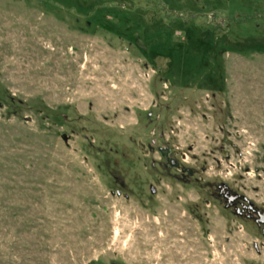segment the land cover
<instances>
[{"label":"rangeland","instance_id":"1","mask_svg":"<svg viewBox=\"0 0 264 264\" xmlns=\"http://www.w3.org/2000/svg\"><path fill=\"white\" fill-rule=\"evenodd\" d=\"M105 1L0 0V264H264V0Z\"/></svg>","mask_w":264,"mask_h":264},{"label":"flooded vegetation","instance_id":"2","mask_svg":"<svg viewBox=\"0 0 264 264\" xmlns=\"http://www.w3.org/2000/svg\"><path fill=\"white\" fill-rule=\"evenodd\" d=\"M168 166L170 167L169 163ZM178 168L179 166L176 167ZM184 173L181 174L184 175ZM215 190L216 197L225 210L231 211L238 218L251 222L256 228H262L264 231V212L258 210L245 197L230 191L225 185H219L215 187Z\"/></svg>","mask_w":264,"mask_h":264},{"label":"trees","instance_id":"3","mask_svg":"<svg viewBox=\"0 0 264 264\" xmlns=\"http://www.w3.org/2000/svg\"><path fill=\"white\" fill-rule=\"evenodd\" d=\"M88 1V0H87ZM158 1V2H157ZM105 3H107V1H105V0H103V2H101V4H97V5H99V6H102V5H104ZM153 3H154V7H153V9L152 10H150V14H151V19H153V20H157V19H159L160 18V15H162V12H161V6L163 5V4H161V1H159V0H153ZM97 5L93 8V10H95V12H94V14H92V16H95L96 17V19L97 18H99V19H101L102 20V22H104V18H103V16H98V14H99V12H101V11H103V8H98V9H95L96 7H97ZM99 11V12H98ZM107 11V10H106ZM90 13H92V10H91V12H89V13H87V12H85V11H82V12H80L79 13V16L80 17H86L87 15L89 16V14ZM169 15V14H168ZM167 15V16H168ZM174 21V20H173ZM172 21V22H173ZM110 24H112V25H115V24H113L112 23V21H108ZM135 25L134 26H132V28H136V29H139V28H141V26H144V24H140L139 25V23H137V22H135L134 23ZM138 25V27H136ZM117 27H118V25H116ZM123 26H125V25H123ZM128 25H126V27H127ZM208 33V34H207ZM207 35H209L208 36V38H207V40L210 38V35L212 34V36L214 35L213 33V31L211 30L210 31V33H209V31H207ZM117 35H119V34H117ZM207 37V36H206ZM213 38V37H212ZM212 38L211 39H209V41H208V43L207 42H202L201 43V45L202 46H204V45H206L205 47H206V49H208L210 52L208 53V55H211L210 57H209V60H210V63L209 64H211V65H213L214 63H215V58H214V56L213 55H216V53L218 54V53H221V52H228V50H230V49H232L230 46H228V47H225V45H223L222 47H221V45H220V43L222 42V41H217V40H219V39H215V40H212ZM206 41V40H205ZM211 42H213V43H211ZM204 43H206V44H204Z\"/></svg>","mask_w":264,"mask_h":264},{"label":"water","instance_id":"4","mask_svg":"<svg viewBox=\"0 0 264 264\" xmlns=\"http://www.w3.org/2000/svg\"><path fill=\"white\" fill-rule=\"evenodd\" d=\"M168 163L170 165L171 168H176L178 167V164L176 161H173V160H168ZM185 172V169H181V173H184ZM190 175V173H188Z\"/></svg>","mask_w":264,"mask_h":264}]
</instances>
